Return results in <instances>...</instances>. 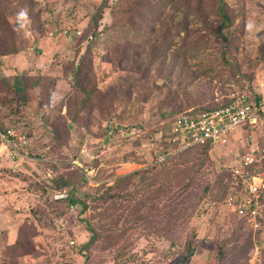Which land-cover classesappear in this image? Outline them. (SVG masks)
I'll return each mask as SVG.
<instances>
[{"label": "rangeland", "instance_id": "rangeland-1", "mask_svg": "<svg viewBox=\"0 0 264 264\" xmlns=\"http://www.w3.org/2000/svg\"><path fill=\"white\" fill-rule=\"evenodd\" d=\"M224 1L235 15L226 41L216 16L197 19L199 0H0V127L26 139L18 153L0 141V264H178L198 245L206 264H248L254 245L253 264H264V220L242 255L252 232L218 200L227 177L215 161L229 157L192 150L199 200L171 234L163 173L145 190L157 172L147 169L177 154L172 119L238 97L257 119L230 146L256 148L264 175V0ZM16 76L28 84L23 97ZM149 193L156 209L135 221L134 202ZM69 195L89 197L88 209ZM89 227L99 234L91 244Z\"/></svg>", "mask_w": 264, "mask_h": 264}, {"label": "built area", "instance_id": "built-area-1", "mask_svg": "<svg viewBox=\"0 0 264 264\" xmlns=\"http://www.w3.org/2000/svg\"><path fill=\"white\" fill-rule=\"evenodd\" d=\"M256 119L254 106L238 97L212 111L180 113L170 122L169 130L171 142L175 144L173 154L195 146H208V153H219L232 160L228 164L219 156L215 161L222 169L230 171L229 188L223 203L250 228L253 241L255 233L263 228L264 175L256 170V148L250 147L245 152L237 153L230 144L237 128L255 123ZM0 141L13 153H18L20 146L26 143L25 136L16 134L14 129H8L5 134L0 131ZM164 158L158 157V161H163ZM254 250L256 256V245ZM255 256L250 257L248 264L254 263Z\"/></svg>", "mask_w": 264, "mask_h": 264}, {"label": "trees", "instance_id": "trees-1", "mask_svg": "<svg viewBox=\"0 0 264 264\" xmlns=\"http://www.w3.org/2000/svg\"><path fill=\"white\" fill-rule=\"evenodd\" d=\"M187 1V0H186ZM105 4V3H104ZM185 6V4H184ZM201 7V0H199L198 5H197V9H196V16L197 19H199L201 22H204L201 18L206 16L208 13H211L212 16H216L217 17V23H216V33L219 34V36L223 39V40H227V38L222 34L223 33V29H228L230 28V26L232 25V21L235 18V15L233 13L232 10H228L226 8V3L224 0H212L210 4H208V9L209 10H202ZM205 14V15H203ZM3 24V23H2ZM211 27H212V22L210 23ZM185 33L188 36V30L185 28ZM186 36V39H187ZM204 37H200L198 39H195L197 41L199 40H203ZM186 39H184L185 44L187 43ZM183 42V46H185ZM37 83V81L35 80L33 82V85H35ZM29 86H32L29 84ZM28 87V84L26 81H24V77L22 76H16L14 78V82H13V86L11 87L12 90L17 93L19 95V97H23V95L25 94V90ZM90 98V96H88ZM88 97H85L82 99L81 101V106L84 104V102H86L88 100ZM232 101H230L229 103H231ZM259 102V100H258ZM227 103V104H229ZM225 104V105H227ZM223 105V106H225ZM221 106V107H223ZM220 108V107H218ZM216 108H209L206 107L203 109V111H212ZM203 111H199V112H192L194 114L196 113H200ZM0 131L2 133H6V130L4 128L0 127ZM192 150L194 151H199L200 153H203V155L205 157H207L208 155V146H203V147H199V146H195L192 148H188L185 149L183 151L178 152L177 154H175V156H170V157H165L163 161L159 162V163H155L152 167H150L147 170H155L157 171L154 175H152V178L150 180L153 181V183H148L147 187L145 188V190H150V187L158 182L157 181V176L156 174H158L159 172L163 173V177L165 176L166 178L163 179V183H161V187L163 186L164 188L167 187V190L164 191L165 194V198L163 199L165 203L164 207L168 209L167 212V222H166V231L167 234H171V232H173L174 230H177V228H181L182 224L184 223V220L186 218V216H188L189 213L188 212V208L192 209V207L194 206L193 204H190L192 199H196L199 200L198 197V193L194 191V187L193 185L195 184L194 179L195 178V174H196V169L193 170L194 165H198V163L193 161L194 160V155L192 153ZM175 159H177L176 163H173V161H175ZM191 164L190 166L188 164ZM166 168V169H165ZM168 169V170H167ZM145 170V169H144ZM144 170H136L133 171L129 174H126L124 176L121 177H117L114 182L112 183V185H110L107 189H106V193L107 196L110 193L109 191L114 190L116 188L121 187V185H124V187L126 188L131 182V180L133 179L134 176L138 175L140 171H144ZM166 170V171H165ZM161 174V173H160ZM221 175H223V177H227L226 182L222 183L219 185L220 188V196L218 198V200H222V198H224L225 194L228 191L229 188V183H230V171L229 170H224L221 173ZM143 181V179H141ZM128 184V185H127ZM142 184V183H141ZM161 187H157L155 189L156 194H158V192L161 190ZM205 189H203L202 193H203V197L205 196ZM144 192V191H143ZM147 192V191H146ZM169 193V194H167ZM132 193L127 192L126 195H122L120 198H127L129 196H131ZM117 196H109L107 197L108 199L110 198H114V197H118ZM157 195H153V193H150L148 195H146V197L140 199L139 201H135L134 202V207L135 210H132V214H136L137 217H135V221H139L140 219H144L145 217L150 215V211L155 210L156 206L154 204V201L156 200ZM86 199H89V197H85L84 200L80 201V200H76L73 197H71V195H69L68 200L70 202V204H80L81 210L82 211H86L88 209V206L85 202ZM151 199V200H150ZM150 200V201H149ZM149 201V202H147ZM110 209V208H109ZM144 211V213H140V210ZM111 213H109L107 216H110ZM90 231H92V236L89 240V244H91L96 238H98L99 234L95 233L92 228H88ZM190 243L188 244L189 247ZM254 245V241L253 239L251 240V238L247 239L245 241V243L242 245L243 249H242V255H246L250 249H252ZM190 250V249H189ZM193 254V251L190 250L188 251V253L184 256L181 257L180 261L178 264H184Z\"/></svg>", "mask_w": 264, "mask_h": 264}, {"label": "crops", "instance_id": "crops-1", "mask_svg": "<svg viewBox=\"0 0 264 264\" xmlns=\"http://www.w3.org/2000/svg\"><path fill=\"white\" fill-rule=\"evenodd\" d=\"M197 247L198 248L195 250V255L190 257L186 264H206L207 260L204 256L207 254L208 246L198 245Z\"/></svg>", "mask_w": 264, "mask_h": 264}]
</instances>
